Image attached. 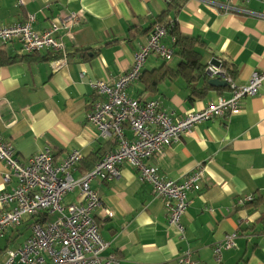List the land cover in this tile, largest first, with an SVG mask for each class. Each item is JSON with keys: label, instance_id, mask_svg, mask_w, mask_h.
<instances>
[{"label": "crops", "instance_id": "crops-1", "mask_svg": "<svg viewBox=\"0 0 264 264\" xmlns=\"http://www.w3.org/2000/svg\"><path fill=\"white\" fill-rule=\"evenodd\" d=\"M174 1L0 0L3 27L32 15V28L40 33L61 17H80L71 30L60 33L63 51L58 58H51L55 53L49 51L23 58L17 42L0 43V61L10 59L0 65V136L19 161L49 150L58 164L78 152L80 161L72 176L79 178L93 168L94 154L105 156L117 148L100 138L88 120L97 99L92 84L112 83L127 72L134 53L165 12L163 20L175 21L178 32L195 38L204 63L219 57L232 65L235 86L246 84L253 72L264 71V18L257 15H264V0ZM172 39L168 35L163 44L171 47ZM172 59L175 62L169 64ZM172 59L167 61L171 69L179 62L178 56ZM162 64L156 55L147 59L140 77L145 74L143 81L155 80L156 86L149 91L139 77L126 90L130 98L155 100L175 119L230 95L228 87L213 88L190 100L189 80L160 70ZM125 135L132 139L128 128ZM145 164L169 180L203 167L201 190L187 195L183 234L168 224L164 200L124 163L114 180L89 183L101 200L92 214L107 244L104 255H115L121 264H180V254L189 250L195 264H217L214 245L236 233L235 246L222 250L219 264H264V233L251 230L259 213L244 206V200L264 192V79L258 94L241 100L237 112L197 123L191 133ZM6 173L0 161V193L15 186L14 180L4 182ZM81 203L78 190L63 198L64 205ZM30 225L25 218L0 235V263L8 250L22 246L31 234Z\"/></svg>", "mask_w": 264, "mask_h": 264}, {"label": "built area", "instance_id": "built-area-1", "mask_svg": "<svg viewBox=\"0 0 264 264\" xmlns=\"http://www.w3.org/2000/svg\"><path fill=\"white\" fill-rule=\"evenodd\" d=\"M257 15L264 18V15ZM79 18L78 14L61 17L39 33L33 30L35 17L30 15L23 23L0 26V43L6 45L17 42L20 55L41 51L61 53L63 44L60 33L71 30ZM167 31L165 25L155 23L145 43L134 53L127 72L112 83L99 80L92 84L97 99L91 104L88 120L98 130L100 138L113 141L117 148L102 157L81 178L72 176L80 161L78 152L66 156L58 164L54 163L49 150L21 162L15 157L12 146L0 136V161L8 169V173L4 174V182H15L11 191L0 193V234L19 226L27 216L48 212L51 217H55L47 224H34L26 242L15 250H8L6 260L0 264H121L115 255H104L107 244L101 239L92 216L93 210L101 207V200L90 189L89 183L93 179L114 180L124 163L137 170L139 179L151 186L154 196L164 200L168 224L183 234L181 218L186 211L187 195L200 191L203 167L198 166L180 180H169L162 177L156 167L145 164V161L160 155L164 148L191 133L197 123L237 112L241 100L258 94L264 71L253 72L249 81L238 87L218 65L219 62L216 61L214 65L208 62L206 74L209 79L224 80L230 89L229 97L219 96L201 111L174 119L160 108L157 101L142 103L130 98L126 92L139 79L151 55L164 61L172 59V48L163 44L168 36ZM126 128L132 133V139L126 137ZM74 190H79L83 203L63 206V197ZM251 200L252 197L244 202ZM106 213L109 218L112 217L111 212ZM235 238L236 233H231L214 245V260L217 264L221 261L222 250L235 246ZM179 261L180 264H194L188 251L181 255Z\"/></svg>", "mask_w": 264, "mask_h": 264}, {"label": "trees", "instance_id": "trees-1", "mask_svg": "<svg viewBox=\"0 0 264 264\" xmlns=\"http://www.w3.org/2000/svg\"><path fill=\"white\" fill-rule=\"evenodd\" d=\"M175 2H176V0L174 1V3ZM166 13L167 12H165L162 16H160L155 23L165 25L167 30H168L167 31L168 35L173 37V39H172L173 42L171 44V48L173 50V55L178 56L179 62H178V65L176 68L171 69L167 66V61L162 60L163 64L160 67L161 68L160 70L163 69L164 72L169 73L174 78H176L178 76H185L189 80L188 83H189V86L191 88L190 89V95H189L190 100H193L196 96L202 97V94H204L206 91L213 89L208 84L209 77L205 72L208 62L204 63L202 54L197 51L198 49L195 47V43H196L195 38L184 36L180 32H178L177 25L175 24V21L163 20V17H167ZM173 14H176V10L173 11ZM21 57L28 58V57H26V54H22ZM58 57H59V53L54 54V56H52L51 58H58ZM214 59L217 60V62H219L218 65H220L222 69L227 71V73L230 77L233 76V74H232L233 72H231V71H233L231 64L227 63L226 60L221 59L219 57L214 58ZM9 60H5L3 62L0 61V65L3 63L9 62ZM144 76H145V74H142L140 77V79L142 81H143ZM143 82L146 83V87L149 91H153V87L156 86L155 80H154V82L152 81L150 83H147L145 81H143ZM220 89H222V88H216V90H220ZM145 102H142V103H145ZM97 156H99V155H97V154L93 155L92 163H94V165L102 157H104V156H101V157L100 156L97 157ZM90 171L91 170H89L88 172H90ZM88 172H85L83 175L87 174ZM81 177H79V178H81ZM79 178H75V179H79ZM102 181H105V180H102ZM62 205L67 206V205H71V204L64 205L63 199H62ZM244 206L249 211L251 209V211H256L259 213V217L256 220V223L253 226V228H251V230L256 232V233H264V192L259 193L256 196H253L252 201L244 203ZM92 216H93V214H92ZM25 218H28V220H31L30 228H31V234H32V226L34 224H38V223L39 224H47L48 222L51 221L52 217L48 214V212H43L42 214H39L37 216H27ZM2 234H0V235H2ZM31 234L29 235V237L31 236ZM26 240H25V242H26Z\"/></svg>", "mask_w": 264, "mask_h": 264}, {"label": "water", "instance_id": "water-1", "mask_svg": "<svg viewBox=\"0 0 264 264\" xmlns=\"http://www.w3.org/2000/svg\"><path fill=\"white\" fill-rule=\"evenodd\" d=\"M217 60H211V64L214 65ZM208 84L211 88H227V83L224 80L218 78L209 79Z\"/></svg>", "mask_w": 264, "mask_h": 264}, {"label": "bare ground", "instance_id": "bare-ground-1", "mask_svg": "<svg viewBox=\"0 0 264 264\" xmlns=\"http://www.w3.org/2000/svg\"><path fill=\"white\" fill-rule=\"evenodd\" d=\"M200 190H201V187H200ZM185 251H188V252H189V258H190L191 252H190L189 250H184V251L180 254L179 258L181 257V255H182ZM190 259H191V258H190ZM179 263H180V261H179ZM194 264H195V263H194Z\"/></svg>", "mask_w": 264, "mask_h": 264}, {"label": "rangeland", "instance_id": "rangeland-1", "mask_svg": "<svg viewBox=\"0 0 264 264\" xmlns=\"http://www.w3.org/2000/svg\"><path fill=\"white\" fill-rule=\"evenodd\" d=\"M160 60H162V59L160 58ZM171 62H173V63H174V62H175V60H174V59H172V61H169L168 63L170 64ZM173 63H172V64H173ZM138 174H139V173H138ZM54 219H55V217H52V218H51V221H52V220H54Z\"/></svg>", "mask_w": 264, "mask_h": 264}]
</instances>
